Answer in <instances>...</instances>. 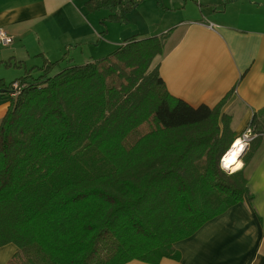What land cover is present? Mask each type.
Masks as SVG:
<instances>
[{
  "label": "trees",
  "instance_id": "16d2710c",
  "mask_svg": "<svg viewBox=\"0 0 264 264\" xmlns=\"http://www.w3.org/2000/svg\"><path fill=\"white\" fill-rule=\"evenodd\" d=\"M141 1L87 5L112 11L106 26L127 23ZM166 37L135 35L55 75L59 61L46 60L35 80L32 68L0 81L6 92L21 85L0 122V246L18 247L8 264L178 259L177 242L253 199L244 167L264 135V108L249 124L259 135L244 166L228 172L221 160L240 136L224 110L231 92L214 107L173 96L153 65Z\"/></svg>",
  "mask_w": 264,
  "mask_h": 264
},
{
  "label": "crops",
  "instance_id": "0c3cea01",
  "mask_svg": "<svg viewBox=\"0 0 264 264\" xmlns=\"http://www.w3.org/2000/svg\"><path fill=\"white\" fill-rule=\"evenodd\" d=\"M195 1L198 7L188 0L154 1L157 8L180 11L177 20L155 34H137L143 35L140 38L167 36L164 53L153 65L159 64L173 96L194 107H214L231 92L224 110L239 135L264 108V0ZM87 2L0 0V26L13 36L10 45L0 43L2 85L22 77L17 74L20 69L26 75L28 68H41L34 66L40 58L44 66L46 60L60 63L70 55L68 67L94 61L99 53L115 47V43L101 41L104 19ZM84 10L96 25L89 23ZM78 58L84 63L76 62ZM11 96L0 89V122L10 108ZM260 138L258 149L244 167L253 199L246 198L206 222L175 244L178 259L166 257L158 264H264V135ZM241 162L239 169L244 166ZM17 251L13 243L0 246V264H8ZM125 264L152 263L132 260Z\"/></svg>",
  "mask_w": 264,
  "mask_h": 264
},
{
  "label": "rangeland",
  "instance_id": "374dc122",
  "mask_svg": "<svg viewBox=\"0 0 264 264\" xmlns=\"http://www.w3.org/2000/svg\"><path fill=\"white\" fill-rule=\"evenodd\" d=\"M154 1H156V0H142L136 6L135 10L132 13L128 14V17H129L128 23L125 22V24H119L118 22H108V23L106 22L107 23L106 26L102 25L101 30H105L106 33H105L104 38L101 39V41L105 39V41L115 43L114 45H116V46L110 47L109 50H107L103 53H99L98 57L107 56L108 53L114 51L126 39L132 38L135 35L143 37L142 34L146 35V34H148L147 32H150L149 34H155L158 32V30L161 27L163 28L164 26H167L169 24H173V22H175V20H177L179 14H180V11L170 10V9H166L164 7L157 8L158 7L157 5H159V4L157 2H154ZM188 1L190 3H194L198 7L199 3H197L195 0H188ZM114 9H115L117 15H120V16L123 15V12L119 7H114ZM93 12L96 13V15H100L102 17V19H105V18H107V16L110 15V13L112 11L108 8H103V9H99V10L93 11ZM84 15H85V17H87V20L89 21L90 24H92V25L97 24V21L91 17L89 12H85V10H84ZM100 21H101V19L99 20V22ZM148 28H150V30ZM137 32H141L142 34L138 35ZM102 43H105V42H102ZM117 44H119V45H117ZM61 51L63 54V49ZM57 54L59 56H61L60 53H57ZM62 57H63V55H62ZM98 57H96V58H98ZM71 59H72V56L68 55L67 58H65L62 62L58 63L56 66L53 67L52 73L50 75L51 76L55 75L60 70L67 68V64L70 62ZM76 62L84 63V60L81 58H78V60ZM34 64H35L34 66L42 67V59L40 58ZM31 66H33V65H30V67ZM28 70H29V68H28ZM42 73H43V71L41 70V68L34 67L33 71H32V77H31L32 80H35L36 78H38L40 75H42ZM17 74L25 75L24 68H23V70L20 69L19 72H17ZM259 118L261 119L260 115H259ZM242 133H240V134H242ZM221 162H222V160H221ZM221 165H222V163H221ZM226 170L231 173V170H228V169H226Z\"/></svg>",
  "mask_w": 264,
  "mask_h": 264
},
{
  "label": "built area",
  "instance_id": "2783aa9c",
  "mask_svg": "<svg viewBox=\"0 0 264 264\" xmlns=\"http://www.w3.org/2000/svg\"><path fill=\"white\" fill-rule=\"evenodd\" d=\"M13 40V36L3 27L0 26V43L2 45H10L12 43ZM21 88V85L19 82H15L12 85V95H16L18 90ZM259 134L258 133H253L252 129L248 126L245 131H243L242 134H240V136L236 139L239 140L241 139L243 142L242 144H244V146L246 147V145L249 144L250 141H252L254 138H256ZM236 140L234 141V143L236 142ZM244 147V149H245Z\"/></svg>",
  "mask_w": 264,
  "mask_h": 264
},
{
  "label": "bare ground",
  "instance_id": "6f19581e",
  "mask_svg": "<svg viewBox=\"0 0 264 264\" xmlns=\"http://www.w3.org/2000/svg\"><path fill=\"white\" fill-rule=\"evenodd\" d=\"M237 141H239L240 143L237 144ZM242 142L243 141L241 139L236 140V142L232 144L231 148L224 155V157L222 159V162H221L224 168H226L228 170H231V171H236V170H238L240 168V166L242 165L240 157H241L242 152L244 151V147H245L244 144H242ZM233 152H237L238 153L236 158H235V163H233L229 167H225L226 159H228Z\"/></svg>",
  "mask_w": 264,
  "mask_h": 264
},
{
  "label": "snow or ice",
  "instance_id": "6c2138e0",
  "mask_svg": "<svg viewBox=\"0 0 264 264\" xmlns=\"http://www.w3.org/2000/svg\"><path fill=\"white\" fill-rule=\"evenodd\" d=\"M240 142L239 141H237V144H239ZM237 152H233L232 154H231V156L228 158V159H226V161H225V167H229V166H231L233 163H235V158H236V156H237Z\"/></svg>",
  "mask_w": 264,
  "mask_h": 264
}]
</instances>
